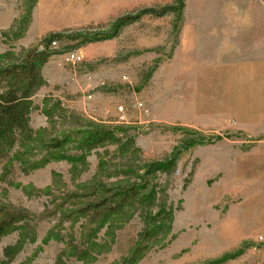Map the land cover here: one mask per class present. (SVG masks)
Wrapping results in <instances>:
<instances>
[{"label": "rangeland", "instance_id": "obj_1", "mask_svg": "<svg viewBox=\"0 0 264 264\" xmlns=\"http://www.w3.org/2000/svg\"><path fill=\"white\" fill-rule=\"evenodd\" d=\"M231 2L184 0L179 18L142 15L175 0H0V56L47 59L32 99L36 143L0 155V207L28 212L36 235L11 264H117L141 235L149 243L136 264H264V123L195 112L178 79L182 31ZM108 130L114 141L87 149L88 133ZM122 181L153 200L127 204L95 233L79 209L95 200L93 185ZM19 235L1 240V261ZM85 235L96 246L81 262L71 245L87 248Z\"/></svg>", "mask_w": 264, "mask_h": 264}, {"label": "crops", "instance_id": "obj_2", "mask_svg": "<svg viewBox=\"0 0 264 264\" xmlns=\"http://www.w3.org/2000/svg\"><path fill=\"white\" fill-rule=\"evenodd\" d=\"M231 1L232 7L208 11L202 23L182 31L179 84L183 95L186 89L193 95L195 112L259 127L264 123V6Z\"/></svg>", "mask_w": 264, "mask_h": 264}, {"label": "trees", "instance_id": "obj_3", "mask_svg": "<svg viewBox=\"0 0 264 264\" xmlns=\"http://www.w3.org/2000/svg\"><path fill=\"white\" fill-rule=\"evenodd\" d=\"M185 8L184 0H175L173 7L166 9L162 13L155 11H146L142 15L154 14L158 17H163L168 13L182 16ZM140 18L134 17L122 21V25H128ZM7 57L0 56V155L8 156L16 147L26 150L33 147L36 143L37 134L33 131L30 125V116L34 110L32 99L36 93L45 85L41 70L46 63L45 54L28 53L26 57L19 61H8ZM219 140V139H215ZM114 141L112 132L97 131L86 135L85 145L87 149L96 148L107 142ZM200 140H192L185 148L197 145ZM64 141H56L52 145V149L62 152ZM19 158L24 156L21 151L18 152ZM56 155L54 160L63 159ZM18 157V156H17ZM125 184V185H124ZM90 188V187H89ZM90 198L95 197L94 201L83 205L78 215L89 219L91 225H96L95 233L101 230L107 222L113 217L123 214L127 204L136 206V204H144L153 200V197H145L138 199L141 185L133 182L116 185L113 189H108L102 183L93 185ZM98 194H102L98 196ZM138 200L139 203H135ZM29 213L23 210L14 209L11 207H0V242L3 238L19 232V240L13 246H8L4 249V259L0 264H11L15 258L23 251L27 243L34 244L36 242L35 230L30 226ZM55 240H61V237L54 235ZM85 244L87 248L84 250L77 246L71 245V250L74 257L85 262L91 254L94 246L92 238L95 235H85ZM150 235H141V244L135 247L133 253L117 264H136L139 258L143 256L145 248L142 243H149ZM62 241V240H61ZM57 264H65L62 259H59Z\"/></svg>", "mask_w": 264, "mask_h": 264}, {"label": "built area", "instance_id": "obj_4", "mask_svg": "<svg viewBox=\"0 0 264 264\" xmlns=\"http://www.w3.org/2000/svg\"><path fill=\"white\" fill-rule=\"evenodd\" d=\"M53 46H56V43H53ZM71 58L76 62L81 61L80 57H77L74 53L71 54Z\"/></svg>", "mask_w": 264, "mask_h": 264}]
</instances>
